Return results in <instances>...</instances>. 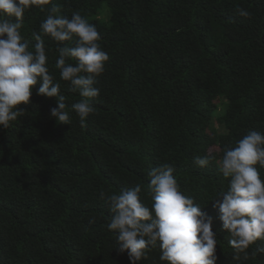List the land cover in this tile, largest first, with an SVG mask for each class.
Returning a JSON list of instances; mask_svg holds the SVG:
<instances>
[{"label": "trees", "instance_id": "16d2710c", "mask_svg": "<svg viewBox=\"0 0 264 264\" xmlns=\"http://www.w3.org/2000/svg\"><path fill=\"white\" fill-rule=\"evenodd\" d=\"M95 24L109 55L95 85L100 95L83 123L80 99L55 68L57 43L44 37L48 67L66 97L70 124L36 95L24 113L0 126V264H131L107 224L101 199L142 185L168 163L185 195L213 217L216 264H264V254L234 258L222 229L217 193L228 179L216 161L249 131L264 133V0H52ZM45 10L25 12L21 34L33 49ZM249 11L245 18L237 9ZM74 62V61H69ZM208 156L199 167L194 157ZM259 167V166H257ZM264 178V168H259ZM148 204L150 197L144 195ZM160 249L137 264H166Z\"/></svg>", "mask_w": 264, "mask_h": 264}, {"label": "clouds", "instance_id": "9594fccd", "mask_svg": "<svg viewBox=\"0 0 264 264\" xmlns=\"http://www.w3.org/2000/svg\"><path fill=\"white\" fill-rule=\"evenodd\" d=\"M49 4L52 6L47 8L48 15L41 21L39 31L31 33L35 44L29 50L21 34L25 12L33 8L44 11ZM237 12L241 17L250 16L243 8ZM59 13L60 6L52 0H0V126L9 128L23 115L24 110L17 105L30 102L38 82L36 95L57 98L51 116L70 124L66 97L48 67L44 37L58 45L55 68L60 79L68 82L70 91L79 94L80 99L71 104V109L81 123L94 111L91 100L100 95L95 85L109 55L101 47L95 24L78 11L71 17ZM209 160L208 156L194 157L199 167H206ZM216 164L223 177L229 179L227 189L213 199V207L218 210L222 229L230 236L234 258L241 254L247 257L250 245L264 241V178L259 171L264 168V133L249 131L234 147L225 148ZM174 171L168 163L149 169L143 195L140 183L108 195L100 192L111 213L107 228L115 233L118 250L127 251L131 264H137L157 247L159 260L166 264H216L213 217L194 197L181 191ZM144 195L150 197L148 204ZM257 254H264V246L257 247L251 256L255 258Z\"/></svg>", "mask_w": 264, "mask_h": 264}]
</instances>
